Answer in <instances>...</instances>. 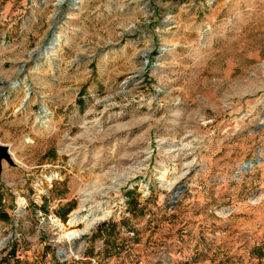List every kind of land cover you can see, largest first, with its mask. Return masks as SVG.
Listing matches in <instances>:
<instances>
[{"label":"rangeland","instance_id":"374dc122","mask_svg":"<svg viewBox=\"0 0 264 264\" xmlns=\"http://www.w3.org/2000/svg\"><path fill=\"white\" fill-rule=\"evenodd\" d=\"M0 145V264H264V0H0Z\"/></svg>","mask_w":264,"mask_h":264},{"label":"water","instance_id":"95a60500","mask_svg":"<svg viewBox=\"0 0 264 264\" xmlns=\"http://www.w3.org/2000/svg\"><path fill=\"white\" fill-rule=\"evenodd\" d=\"M3 161L7 162L10 165L13 164L8 148L0 145V172Z\"/></svg>","mask_w":264,"mask_h":264},{"label":"trees","instance_id":"16d2710c","mask_svg":"<svg viewBox=\"0 0 264 264\" xmlns=\"http://www.w3.org/2000/svg\"><path fill=\"white\" fill-rule=\"evenodd\" d=\"M8 258H11V257H13V255L12 254H9L8 256H7ZM6 259V258H5ZM6 260H8V259H6ZM9 261V260H8Z\"/></svg>","mask_w":264,"mask_h":264}]
</instances>
